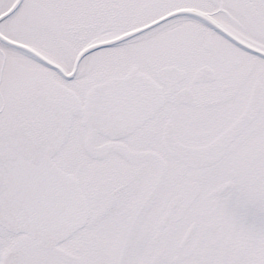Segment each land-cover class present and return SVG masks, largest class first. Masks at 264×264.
Segmentation results:
<instances>
[{
  "label": "snow or ice",
  "instance_id": "snow-or-ice-1",
  "mask_svg": "<svg viewBox=\"0 0 264 264\" xmlns=\"http://www.w3.org/2000/svg\"><path fill=\"white\" fill-rule=\"evenodd\" d=\"M0 264H264V0H0Z\"/></svg>",
  "mask_w": 264,
  "mask_h": 264
}]
</instances>
